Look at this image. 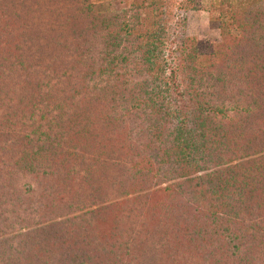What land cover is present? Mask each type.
I'll return each instance as SVG.
<instances>
[{"label":"trees","instance_id":"obj_1","mask_svg":"<svg viewBox=\"0 0 264 264\" xmlns=\"http://www.w3.org/2000/svg\"><path fill=\"white\" fill-rule=\"evenodd\" d=\"M51 1L0 0V264H264V0L204 55L199 0Z\"/></svg>","mask_w":264,"mask_h":264},{"label":"rangeland","instance_id":"obj_2","mask_svg":"<svg viewBox=\"0 0 264 264\" xmlns=\"http://www.w3.org/2000/svg\"><path fill=\"white\" fill-rule=\"evenodd\" d=\"M99 1H104V3H106L111 0H99ZM115 1L116 3L114 4V8H116V4L120 0H115ZM51 2L52 3L50 7L52 9H59L62 11L66 10L67 7L70 5V3L66 2V0H63L62 2L60 0H54ZM218 4H219V0H199L198 9L189 11L186 14V19H187L186 34L192 41L195 42V44L198 45L197 48L200 52L203 53L202 55L209 53L212 48H215L216 45L222 42V31L224 27L225 29L228 28L230 34L238 35V31L236 28L237 24L234 22V20H232V17L229 13H224V12L222 13V9L219 7ZM224 9H226V7H224ZM243 56H244V52L241 53V58ZM229 61L230 59L228 58V54L226 53L225 66L226 63ZM241 62H242V70L241 69L237 70L236 79L239 82L240 90L242 92L244 90L247 92V89L245 88L246 80L243 79V76L246 75L247 67L245 65V60L244 61L241 60ZM211 71H214V69L210 67L203 68L202 73H204V75L206 76L203 77L204 80L208 78L209 76L208 73ZM191 77L192 76L190 74H186L183 80H185V83H188V80L186 79H189ZM199 85H204V83H200ZM201 89L204 90L202 94L204 101L208 103H217V104L222 102L228 103V96L230 89L229 87L224 86L225 89L224 94H220L217 92L214 93L213 92L214 90H211L209 87L205 88V86L201 87ZM43 93L44 91H40L41 96L38 95V97H42ZM20 94L23 95L24 92H21ZM49 110H51L49 107L44 106L41 108L40 112H48ZM13 112L15 114L18 112L17 106L13 107ZM15 120H16V129H18L23 123L19 122L18 118H16ZM45 121L46 120L42 121V125L43 128H45V130L54 128V126L50 122L48 121L45 122ZM57 123L59 124V126L65 125V122L63 121H59ZM16 141H18V139H16Z\"/></svg>","mask_w":264,"mask_h":264}]
</instances>
